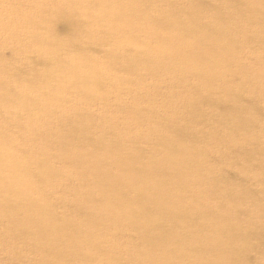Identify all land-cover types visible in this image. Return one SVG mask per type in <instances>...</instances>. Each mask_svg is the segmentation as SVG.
<instances>
[{
    "label": "bare ground",
    "instance_id": "1",
    "mask_svg": "<svg viewBox=\"0 0 264 264\" xmlns=\"http://www.w3.org/2000/svg\"><path fill=\"white\" fill-rule=\"evenodd\" d=\"M192 2L0 0V252L11 264L112 262L95 235L115 221L144 264H264V96L245 110L246 87L232 84L264 65L252 62L264 58V0H225L236 29Z\"/></svg>",
    "mask_w": 264,
    "mask_h": 264
},
{
    "label": "rangeland",
    "instance_id": "2",
    "mask_svg": "<svg viewBox=\"0 0 264 264\" xmlns=\"http://www.w3.org/2000/svg\"><path fill=\"white\" fill-rule=\"evenodd\" d=\"M205 1H206V3H202L201 0H195V2L191 3L193 6H199L202 11L204 10V6H205L206 11L204 13H206V14L202 15L201 18L207 17L205 19L209 18L211 20V18L213 17V19H219L221 21V23H223L224 25H227V28L236 29V27L232 26V18L236 16L235 13L237 12V10H235L233 7H229V6L225 5V0H205ZM207 7H209L210 9H207ZM6 10H8L10 12H16V11H20L22 9H21V6H10ZM258 13L264 15V9L262 11H259ZM238 21L240 23L242 22L241 19H238ZM54 27H55V33L58 34L61 38H65L66 32H67L66 23H64L62 21H57L55 23ZM256 29L261 30L259 28V26L256 25L255 23L250 25L249 26V33L252 34ZM259 35L264 36L263 33H260ZM120 40L121 39H118L117 42L123 43ZM239 42L242 43L241 37H239ZM243 48H244L245 53H247L248 51H250V53H255L257 51L258 47L256 46V44H250L247 46H243ZM7 54H8V52H7ZM263 61H264L263 57L256 56L252 62H253V64H257V63L264 64ZM263 66L264 65H262V67ZM262 67H261V69L260 68L255 69V72H257V71H259V72L256 73L255 77L250 78V80L245 81V78L243 76H241L240 74H235L236 77L232 81V84H236L239 86L244 84L246 87V89L243 90L242 98L240 99V106L245 110L247 108H252V106L257 104V103L261 102V104H262V102H263V100H261V98H259V97H262V95L264 96V69ZM241 77L244 78V81L242 80L240 82ZM148 81L149 82L147 83V85L150 84V81H151L150 77H149ZM174 82H177V80L173 79L172 81L167 82L163 87H161V91L162 92H166V91L169 92V89L172 87V83H174ZM221 84H222L221 82H218V83L215 82L216 86L221 85ZM174 93H176L177 98L182 97V91L179 88H177L176 92H174ZM120 99L121 98L118 96V94L113 92V94H111V96L109 97L107 102L112 106H117L120 102ZM43 102L44 101H42L41 103H43ZM203 108H204V111H206V112H211L213 110V106H211L210 104L204 105ZM173 110L182 113L183 109L182 108H173ZM107 114H112V112L109 111V112H107ZM143 116L145 118H148L149 120H151V119L155 118V112L150 113V114H144ZM41 124L42 125L40 126V129L51 130L48 128V126H45V124H43V123H41ZM50 128H54V127H50ZM117 129L109 128V129H106V131H109L110 134L115 135L114 140L127 142L129 140L128 135H125V134L120 135L119 130H117ZM142 142L145 144L150 142V138L148 137V135L145 134L141 139H139V143L141 144ZM147 145H149L151 148L149 151L146 152L147 154L155 153L157 155H160V154L164 153V148L161 145H157L155 148L152 147L151 144H147ZM128 150H129L128 147H124V146L122 147V151L127 152ZM54 167L56 170H58V169H62L63 165H62V163L57 162L54 164ZM86 173H89V172H86ZM225 176H226L225 178L222 177L219 180L223 181V180L227 179V177L229 175L226 174ZM88 177H91L90 174ZM63 178H65V182L71 184L70 187H72L73 190L77 194V192L79 190L77 177H75V175H71L70 177H63ZM253 181H255V180L253 179ZM86 183H87L86 189H89L92 193L97 191L96 181L94 183L92 181H89V182L87 181ZM57 187H59V186H57ZM59 193L69 194V192H67L64 188H62L59 191ZM70 198L71 197L68 196V199H70ZM216 209L218 212L222 211L221 206H217ZM58 211L61 215L66 214V213L69 214V210L63 206L60 207L58 209ZM111 228H112V233L109 232V234H108V232L106 233V230H104V231H100L95 236L98 239L102 238V240H101L102 243L98 246L99 251L108 255L109 257H112V260H111L112 262H107V260H105L106 259V256H105L104 258H101L103 261H99L96 264H144L142 258H138V257L131 258V254L136 252L135 249H137V248L140 249L141 244L135 243L137 241V238H136V236L131 235L130 227L126 226L125 222L117 223V221H115L114 224H112ZM155 242L156 243L159 242V239H156ZM108 243H110V244L112 243L114 245L113 250L112 249L109 250L106 247ZM259 251H261L264 254V238L259 241ZM257 255L258 254L255 251L250 253V257H252L253 260H256ZM37 263H38V261L36 259H33L32 261H30V264H37ZM0 264H11V256L7 253L0 252Z\"/></svg>",
    "mask_w": 264,
    "mask_h": 264
}]
</instances>
